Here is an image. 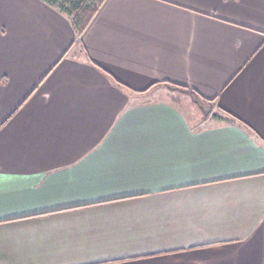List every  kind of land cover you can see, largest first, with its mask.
<instances>
[{
  "label": "crops",
  "instance_id": "obj_1",
  "mask_svg": "<svg viewBox=\"0 0 264 264\" xmlns=\"http://www.w3.org/2000/svg\"><path fill=\"white\" fill-rule=\"evenodd\" d=\"M0 264H264V0H0Z\"/></svg>",
  "mask_w": 264,
  "mask_h": 264
},
{
  "label": "trees",
  "instance_id": "obj_2",
  "mask_svg": "<svg viewBox=\"0 0 264 264\" xmlns=\"http://www.w3.org/2000/svg\"><path fill=\"white\" fill-rule=\"evenodd\" d=\"M57 9L71 22L78 37L86 31L105 0H41ZM194 96L197 97L195 94ZM217 118V117H216Z\"/></svg>",
  "mask_w": 264,
  "mask_h": 264
},
{
  "label": "rangeland",
  "instance_id": "obj_3",
  "mask_svg": "<svg viewBox=\"0 0 264 264\" xmlns=\"http://www.w3.org/2000/svg\"><path fill=\"white\" fill-rule=\"evenodd\" d=\"M203 113H205V110H203ZM206 114V113H205Z\"/></svg>",
  "mask_w": 264,
  "mask_h": 264
},
{
  "label": "water",
  "instance_id": "obj_4",
  "mask_svg": "<svg viewBox=\"0 0 264 264\" xmlns=\"http://www.w3.org/2000/svg\"><path fill=\"white\" fill-rule=\"evenodd\" d=\"M209 111V110H208Z\"/></svg>",
  "mask_w": 264,
  "mask_h": 264
}]
</instances>
